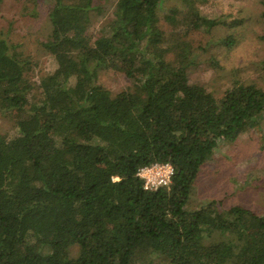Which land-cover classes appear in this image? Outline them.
<instances>
[{
    "label": "trees",
    "instance_id": "1",
    "mask_svg": "<svg viewBox=\"0 0 264 264\" xmlns=\"http://www.w3.org/2000/svg\"><path fill=\"white\" fill-rule=\"evenodd\" d=\"M102 1L55 0L42 46L58 65L39 81L0 36V111H19L18 134L0 132V264H264V214L185 207L217 147L262 125L264 88L191 82L189 35L222 23L208 0H117L93 36ZM102 69L131 84L111 91ZM154 163L172 182L145 189Z\"/></svg>",
    "mask_w": 264,
    "mask_h": 264
},
{
    "label": "rangeland",
    "instance_id": "2",
    "mask_svg": "<svg viewBox=\"0 0 264 264\" xmlns=\"http://www.w3.org/2000/svg\"><path fill=\"white\" fill-rule=\"evenodd\" d=\"M102 3L103 13L94 16L89 28L93 36L102 21L112 16L117 0ZM54 4L55 0L0 1V36L7 37L17 54L29 61L28 76L34 81L58 65L42 46L52 28L49 10ZM171 5L165 2L164 8ZM205 9L222 23L210 32L189 35L196 55L189 71L191 82L204 85L218 98L235 80L264 88V0H208ZM228 36L231 44L222 41ZM98 82L113 92L131 84L121 71L103 69ZM18 114L0 111L1 133L18 134ZM213 199L221 200L227 208L241 205L264 214V121L258 129L217 147L195 178L185 207L193 210ZM155 264L166 262L157 259Z\"/></svg>",
    "mask_w": 264,
    "mask_h": 264
},
{
    "label": "built area",
    "instance_id": "3",
    "mask_svg": "<svg viewBox=\"0 0 264 264\" xmlns=\"http://www.w3.org/2000/svg\"><path fill=\"white\" fill-rule=\"evenodd\" d=\"M175 170L171 163H154L141 167L138 176L144 180V188L157 190L160 187L168 186L172 182Z\"/></svg>",
    "mask_w": 264,
    "mask_h": 264
}]
</instances>
